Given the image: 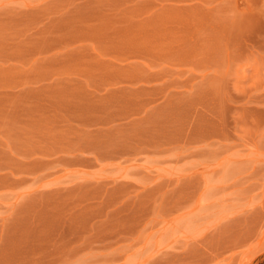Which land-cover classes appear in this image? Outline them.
Here are the masks:
<instances>
[{
  "label": "rangeland",
  "instance_id": "374dc122",
  "mask_svg": "<svg viewBox=\"0 0 264 264\" xmlns=\"http://www.w3.org/2000/svg\"><path fill=\"white\" fill-rule=\"evenodd\" d=\"M264 258V0H0V264Z\"/></svg>",
  "mask_w": 264,
  "mask_h": 264
},
{
  "label": "crops",
  "instance_id": "0c3cea01",
  "mask_svg": "<svg viewBox=\"0 0 264 264\" xmlns=\"http://www.w3.org/2000/svg\"><path fill=\"white\" fill-rule=\"evenodd\" d=\"M257 264H264V258L260 260Z\"/></svg>",
  "mask_w": 264,
  "mask_h": 264
}]
</instances>
